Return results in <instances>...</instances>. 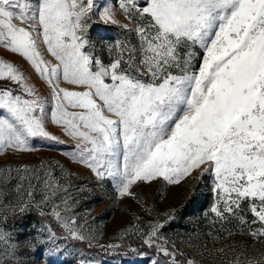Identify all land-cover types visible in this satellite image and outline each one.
I'll use <instances>...</instances> for the list:
<instances>
[{"label": "snow or ice", "instance_id": "1", "mask_svg": "<svg viewBox=\"0 0 264 264\" xmlns=\"http://www.w3.org/2000/svg\"><path fill=\"white\" fill-rule=\"evenodd\" d=\"M92 8L93 0H0V46L51 88L47 111L77 140L73 158L100 178H119L121 196L138 181L179 184L203 167L224 205L211 211L244 225L250 212L260 227L246 234L264 241V0H120L137 23L141 57L130 49L108 64L84 38ZM100 15L119 24L107 6ZM0 81L26 94L0 84V154L31 150L29 138L56 140L45 131L47 98L11 63L0 61Z\"/></svg>", "mask_w": 264, "mask_h": 264}, {"label": "rangeland", "instance_id": "2", "mask_svg": "<svg viewBox=\"0 0 264 264\" xmlns=\"http://www.w3.org/2000/svg\"><path fill=\"white\" fill-rule=\"evenodd\" d=\"M119 3L93 0L85 17L84 38L95 45L93 54L105 64L121 55L127 60L130 49H135L131 55L137 61L141 57L137 23L125 17ZM105 6L119 24L105 23L100 15ZM106 25L116 28L105 29ZM38 47L50 65L55 63L46 46L38 42ZM193 51L198 66L203 50L197 46ZM0 61L13 64L35 95L47 98L43 99L45 131L56 137L29 138L31 150L6 149L0 154V264H173L176 259L165 243L186 254L192 264H264V241L246 234L260 227L250 223L252 214L243 213L249 221L244 225L230 214L221 219L211 211L224 206L217 201L214 174L202 167L179 184L162 178L138 181L130 194L121 196L119 178H100L73 158L77 140L51 121L47 111L55 103L51 88L30 62L2 46ZM173 74L179 75V69ZM0 84L26 95L11 81ZM122 164L121 158V170ZM41 213L50 220L38 218ZM73 232L83 239L74 238ZM133 239H144L150 249L130 242Z\"/></svg>", "mask_w": 264, "mask_h": 264}, {"label": "trees", "instance_id": "3", "mask_svg": "<svg viewBox=\"0 0 264 264\" xmlns=\"http://www.w3.org/2000/svg\"><path fill=\"white\" fill-rule=\"evenodd\" d=\"M105 29H110V28H116V26L113 25H106L104 27ZM38 218L40 219H46V220H50V217H48V214L46 213H41ZM52 224H54V222L51 221ZM130 242L135 243V244H140V246L146 250L150 249L148 244L144 241V239H133L130 240ZM165 246L168 247V249L170 251H172L174 258L176 259L178 264H187V255L182 253L180 250L177 251L176 249H174L170 244L165 243ZM157 247V245H154L153 249H155ZM158 248V247H157ZM156 248L155 251H153V253H158V249Z\"/></svg>", "mask_w": 264, "mask_h": 264}]
</instances>
